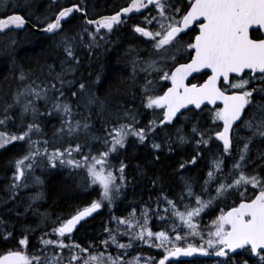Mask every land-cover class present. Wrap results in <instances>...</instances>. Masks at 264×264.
<instances>
[{
    "label": "snow or ice",
    "instance_id": "obj_1",
    "mask_svg": "<svg viewBox=\"0 0 264 264\" xmlns=\"http://www.w3.org/2000/svg\"><path fill=\"white\" fill-rule=\"evenodd\" d=\"M150 5L157 14L145 17V26L137 24L133 27L135 33L148 38L152 43L156 56L153 58L150 55L148 59L140 58L139 61L142 64L139 70L147 74L145 83L141 86V103L154 113L159 110V116L148 125L139 126L135 110L125 108L122 114H114L116 123H109L104 128L105 134L98 136L92 131L91 108L96 106L103 112L105 101L95 93L88 95L84 105L88 108V115L76 119L77 115H82L78 112L80 104L73 106L71 101L63 99L65 86L69 89L74 86L73 81L66 79L67 74L72 71L70 67L65 69L61 66V72L52 75L54 66L50 65L49 75H52V79L43 85L36 84L34 80L28 82L30 77L25 72H20L22 90H17L13 103L6 104L0 113V129H3L0 130V150H7L17 142H23L27 146L25 154L11 162L15 172L13 183L9 185L10 190L15 193L17 188L27 187L26 172L31 173L41 160H46L52 169L61 166L73 171L84 170L86 186L98 187L100 199L93 200L88 206L78 209L75 215L60 221L59 226L53 227L52 234L56 239L45 238L48 233L41 236L40 243L43 247L38 251L42 255L28 252V235L22 233V238L18 240L19 247L0 252V264H62L65 250L69 253L68 264H142L139 256H134L131 260L124 259L134 242L149 243L150 247L162 250L159 260L148 257L143 264H170L173 258L182 256L221 258L217 264H249V260L254 257L253 264H264V177L246 171L251 162L250 146L257 139L264 141V0H188L183 12L180 7L171 4L170 0H130L128 6L114 15L86 20L85 25H95V28L89 31L84 26L76 36L64 34L62 22L67 21L74 13L87 15L86 8L79 3L62 7L50 22L33 23L30 14L26 17L15 14L14 11L10 13L8 0H0V33L31 26L46 34L59 36L66 56L64 63L75 61L78 64L75 51L77 40L91 51L94 47H99L100 41L105 40L114 28L125 24V17L141 12ZM15 7L18 5L12 6L13 9ZM153 22L156 25L154 30L147 26ZM193 25L197 26L198 34L192 42L182 44L181 34H187ZM85 36L88 37L87 40ZM14 45L13 40L6 54L15 63ZM182 50L192 53L189 62L179 63L174 70L166 69L168 61H176ZM205 69L210 70V75L203 83L189 80V77L195 79L194 73H201ZM136 72L137 61H133V78ZM153 73L157 74L156 79L149 78ZM53 80L56 82H52ZM160 81H170L171 86L157 91ZM85 91L86 84L81 82L78 89L71 92V96L78 98L79 93ZM40 101L45 104L44 112L38 106ZM218 101L222 103V107L209 110L215 127L201 130L193 125L190 134L185 133L182 127L176 130L177 142H194L197 148L195 155L180 163V169L195 165L201 156L199 149L208 148L213 141L221 142L223 155L214 158L199 193L185 180L186 191L179 197V206L167 196L162 197L171 208L173 223L169 230L154 232L149 226L151 210L145 208L140 220L136 219L134 211L130 219L117 218L118 224L126 226V231L118 234L129 236L127 244L120 243L117 235L111 229H106L109 238L101 241L105 249L115 245L117 249L123 250L115 257L111 253L105 255L103 252H92L93 245L83 247L74 242H65L71 238L82 220L101 210L105 202L112 205L120 196L126 186L127 165L120 161L117 167L111 163V158L127 146L129 137H135L141 144L151 139L152 149L159 151L162 145L155 142L153 135L157 128L173 125L178 115H184L182 109L192 111L189 106H193L194 109L203 110L202 106H215ZM17 108L20 111L14 117L12 112ZM257 113L261 114L259 119ZM53 114L60 117V126L56 128L54 138L68 143L63 149L55 147L49 151V140L33 139V136H44L39 119ZM29 115L31 122H25ZM17 119V126L22 131L11 132L8 125L15 123ZM243 130L250 135L241 136L239 133ZM81 135L87 138L83 143L79 142ZM234 141H242V146L236 149L238 157L225 172L224 158L232 157ZM92 142L100 144L96 152H93ZM171 150L169 145V151ZM155 158L158 160L159 156ZM258 158L264 159V154L258 153ZM21 181L25 182L21 184ZM35 182L43 183L39 177H35ZM233 194L238 196V202L234 201L228 211L221 210L207 230H202L199 224L201 214L217 200L230 198ZM205 196L208 198L204 199ZM186 199L189 202L185 203ZM180 207L184 210L180 211ZM163 211L168 213L169 208ZM152 214L165 219L159 213V203L157 211ZM134 227L139 230L132 233L127 231ZM12 236L13 233L8 231L3 239L8 241ZM49 248L55 249L51 257L44 254L45 249ZM245 253L247 259L242 258ZM190 264L197 262L194 260Z\"/></svg>",
    "mask_w": 264,
    "mask_h": 264
},
{
    "label": "trees",
    "instance_id": "obj_2",
    "mask_svg": "<svg viewBox=\"0 0 264 264\" xmlns=\"http://www.w3.org/2000/svg\"><path fill=\"white\" fill-rule=\"evenodd\" d=\"M16 1V0H15ZM14 1V2H15ZM34 7H30L29 0H19L20 4L14 9H8L9 12L16 11L18 8H23L28 11L22 13L26 17L30 14L33 23L50 22L59 10L70 4L79 3L87 10L88 15L100 14L110 11L114 8L120 7L127 0H51L49 6H44L45 0H37ZM80 1V2H79ZM129 1V0H128ZM68 2V3H67ZM31 5V4H30ZM94 12V13H92ZM95 14L93 16H95ZM39 18V20H37ZM82 18L78 15L72 16L64 25V34L68 36H76L82 31L84 27L81 22ZM127 29L121 31L116 35L117 40L100 41L99 47H94L91 51L88 50L78 40L75 43L76 57L79 63L75 61L66 60L63 47L60 45V37L54 35H40L34 33L29 28L23 30L9 31L0 36V113L6 104L13 103V97L18 89L22 88V82L19 80L21 71L25 72L31 82L34 80L36 84L43 85L52 79V75L61 72V66L65 69L69 67L72 69L66 79L73 81L74 86L69 89L65 86V97L71 101L73 106L80 104L78 112L82 115H77L76 119H82V116L88 115V108L84 105L87 101V96L95 93L101 100L105 101V109L103 112L96 106L91 108V123L93 124V132H100V136L104 135V128L109 123H116L114 114L123 113L125 108L135 110L139 119V126L148 125L154 118L151 116V111L141 103L143 99L142 85L145 80L142 75L136 72L133 78L131 69L133 70V61L138 58H143L146 55L149 57L155 53L152 49V43H147L141 46L132 44L130 41L141 40ZM15 41V63L13 59L6 54V50L12 46V41ZM148 59V58H147ZM54 66V72L49 75V66ZM60 65V67H57ZM58 68L59 70L55 69ZM157 74L149 77L156 79ZM99 77V82L97 78ZM52 82H56L53 80ZM86 84V91L79 93L78 98L71 96L72 91L78 89L79 83ZM59 87V84H57ZM164 85L162 86V88ZM50 107V105H49ZM40 111H45V104L39 106ZM12 112L14 117H17V110ZM200 112L189 113L184 116L187 121L177 119L173 125H165L163 128H157L153 134L156 143L162 145L159 151L152 149L151 139L141 144L135 137L128 140L127 146L116 153L115 161L119 166L120 161H123L127 167L125 169L126 186L122 189L121 194L115 199L112 205H107L101 209L92 219L81 225L78 231L73 236V239H67L66 243H77L83 247L91 248L92 252H113L117 255L123 251L117 249L115 245H110L107 249L102 245L101 241L106 238V234H102L104 229L111 228L113 220L126 219L131 216L133 211L135 216L141 219V213L148 208L149 226L152 230H169L172 226L173 220L170 217L171 208L167 205L162 197L167 196L168 199L176 201L178 206L180 204L179 197L186 191L184 188L185 180L189 181L193 189L199 193L200 186L207 179V172L211 169L213 152L218 151L222 153V147L216 149L213 145L217 141H213L208 148L201 147L199 151L201 156L197 159L195 165H188L185 169H180L181 162L188 161L195 155L197 148L195 143L180 144L176 140V130L182 127L185 133H191V127L197 125L201 130L212 128L206 126V121L200 116ZM258 115V113H257ZM179 120V121H178ZM25 122H28L25 120ZM127 122V121H122ZM44 136L49 140V144H57L61 149L67 146V141L55 139L53 134L56 128L60 126V118L55 114L51 117L42 116L39 119ZM19 119L15 123L8 125V130L11 132H19ZM242 136L250 135L246 130L241 131ZM98 135V134H96ZM99 136V135H98ZM85 136L79 137V142L86 141ZM36 139V138H35ZM41 139H44L42 137ZM54 141V142H53ZM93 143V152L100 148L98 142ZM240 145L242 141L238 142ZM169 145L171 151H169ZM237 141H234V150L237 146ZM250 147V164L246 171L249 174H258L264 177V159L258 158V153L264 154V141L257 139ZM27 146L23 142L8 147L7 150H0V213L4 218H10L7 225L12 227L15 224L16 229L22 238V233L28 235L29 247L28 249L36 248L40 243L41 236L56 224V221H61L73 215L78 209L89 205L93 200L100 199L99 188L87 187L83 170L69 171L67 167L58 166L55 169H45L40 171V176L43 181L35 190L18 192L16 189L13 193L9 185L13 183L11 176H13V164L11 163L16 158L24 155V150ZM159 156L157 160L155 157ZM225 159V172L228 171L235 156ZM49 167V165H48ZM211 191V189H210ZM215 195L214 191L212 192ZM13 196L15 197L13 199ZM208 197L205 196L204 199ZM238 196L233 194L230 198H222L217 200L210 208L206 209L199 218L200 228L206 230L211 222L220 214V211H227L233 205V202H238ZM189 202L187 199L185 203ZM159 203V213L165 219H160L159 216L153 215L152 212L157 211V204ZM194 206V205H193ZM169 208V212L165 213L163 210ZM180 207V211H183ZM12 215H18L16 219H11ZM56 219V221H53ZM117 226V225H116ZM28 229V232L25 230ZM186 230V229H185ZM117 235L120 243L127 244V235ZM7 247L6 244H3ZM0 244V247H3ZM162 250H157L145 245L133 244V247L128 250V255L124 257L126 260H131L136 255H148L154 257L156 260L161 258ZM54 252V251H53ZM53 252H51L53 254ZM42 255V254H36ZM69 253L64 251L62 259L67 261ZM247 259L245 253L242 257ZM221 258L204 259L196 258L191 261H177L170 264H190L196 261L197 264H217ZM255 258L249 260V264H253Z\"/></svg>",
    "mask_w": 264,
    "mask_h": 264
},
{
    "label": "flooded vegetation",
    "instance_id": "obj_3",
    "mask_svg": "<svg viewBox=\"0 0 264 264\" xmlns=\"http://www.w3.org/2000/svg\"><path fill=\"white\" fill-rule=\"evenodd\" d=\"M10 1L8 0V3H9ZM37 2V0H29V5H27V7L28 6H30V7H34V4ZM50 2H51V0H45L44 1V6H49L50 5ZM80 2V1H79ZM85 1L84 0H81V2L80 3H84ZM130 2V0L128 1H126L125 2V4H123L122 6H120V7H117V8H114V9H112V10H110V11H107V12H104V13H100V14H95V16H91V15H88V13H87V17H88V19H95V18H98V17H101V16H104V15H112V14H114V13H116L117 11H119V9L121 8V7H123L124 5H126V4H128ZM170 2H171V4H173V5H175V6H177V7H180V9H181V12H183L184 11V9H185V7L187 6V2H188V0H170ZM68 3V2H67ZM16 4H20V2H19V0H17L16 1ZM31 4V5H30ZM85 4V3H84ZM15 12V14H20V15H23L22 13H27L28 11L25 9V7H23V8H18V9H16V11H14ZM11 13V12H10ZM149 16V13H147V12H145V13H142L141 15H137V16H132V17H130V18H127L126 19V23L125 24H123V25H119V26H117L116 28H114V30H113V32L112 33H110V34H108L107 36H106V40H117V37H116V35H118L121 31H125V30H127V29H129L131 32H132V30H133V27L135 26V25H137V24H139L140 26H145V24H146V21H145V17H148ZM80 17V16H79ZM82 18V17H81ZM81 22L83 23V25L84 26H86L85 25V23H84V20H83V18H82V20H81ZM89 28V27H88ZM89 30L91 31V30H93V29H90L89 28ZM102 34H103V31H102ZM134 35H136V36H139V38L141 39V40H138V41H134V39H131V43L132 44H136V45H138V46H141L142 47V45L144 44V42H145V44L147 43V38H145V37H141L139 34H137V33H133ZM196 34H198V29H197V26L196 25H193L188 31H187V34H184V33H182L181 35H182V37H183V39H182V44H187V43H189V42H192L193 40H194V36L196 35ZM88 39V37L87 36H85V40H87ZM192 55V53L190 52V51H181L178 55H177V58H176V63L173 65V66H170L169 67V69H174V67L175 66H177L179 63H186V62H189V58H190V56ZM168 69V68H167ZM132 69H131V75H132ZM208 75H210V73L209 72H207V71H203V72H201V73H199L198 75H194V77H195V79H193V77L190 79V81L191 82H193V83H201V82H203L204 80H206L207 79V76ZM164 85V87H169V85H170V83H169V81H162L161 82V84H160V89L162 88V86ZM166 88H165V90H166ZM214 107H222V105H215ZM214 107H209V108H204L203 110H196V111H198V112H204V111H209L210 109H212V108H214ZM210 112V111H209ZM204 121H206V120H204ZM207 122V121H206ZM16 144V143H15ZM14 145V144H13ZM10 146H12V145H10ZM9 146V147H10ZM15 172V171H14ZM18 217V215H12V217H11V219H16ZM9 219L10 218H4L3 217V215L0 213V244H2V246H3V244H6L7 245V247H0V252H3V251H5V250H7V249H10V248H17V247H19V245H18V240L20 239V234H19V232H18V228L16 229V226H15V224H13V226L12 227H8V225H7V221L8 222H10L9 221ZM53 221H56V219H54ZM59 222L60 221H56V224L54 225V226H52V228L53 227H56V226H58V224H59ZM52 228H48L49 230L46 232V233H48L49 235L48 236H45V238H54L53 237V234H52ZM8 231H10V232H12L13 233V236L11 237V238H9V240L8 241H5L4 239H3V236L6 234V232H8ZM73 236H74V234H71V238L70 239H72L73 238ZM57 238V237H56ZM43 247V245L42 244H39L36 248H32V249H28V252L29 253H31L32 255H36V254H42V253H40L39 251H38V249L39 248H42ZM46 250V249H45ZM44 254H46V252L44 253Z\"/></svg>",
    "mask_w": 264,
    "mask_h": 264
},
{
    "label": "rangeland",
    "instance_id": "obj_4",
    "mask_svg": "<svg viewBox=\"0 0 264 264\" xmlns=\"http://www.w3.org/2000/svg\"><path fill=\"white\" fill-rule=\"evenodd\" d=\"M10 2L8 3V5H9V9L11 8V9H13L12 8V6L13 5H15V3H16V1L15 0H9ZM15 1V2H14ZM38 2V1H37ZM92 13H94V12H92ZM95 14V13H94ZM93 14V15H94ZM90 31V30H89ZM60 39H61V37H60ZM148 55H146L145 57H143V59H147V58H149V57H147ZM153 58H156V56L154 57L153 55H151ZM139 61H140V59L138 58V65H137V73L140 75H142V78H144L145 79V77H146V73H144V72H141L139 69H140V67H142V64H140L139 63ZM170 62H172L171 60H169L168 61V63H167V65L170 63ZM166 65V66H167ZM168 66H170V65H168ZM167 66V67H168ZM57 67H60V65H58ZM55 69H57V70H59L58 68H55ZM156 73H153L152 74V76H154ZM142 82H144L145 83V80H143ZM161 82L162 81H160V84H161ZM160 89V85H159V87H158V89H157V91ZM20 90H22V88L20 89ZM41 104H43V101H40V102H38V106H40ZM19 111H20V109H18L17 110V116H18V114H19ZM54 115V114H53ZM52 115V116H53ZM56 115V114H55ZM156 115H159V112H153V111H151V116L154 118ZM260 113H258V115H257V119H259L260 118ZM58 118H60L58 115H56ZM26 120L28 121V122H31V116L29 115L28 117H26ZM22 131V130H21ZM95 134H98L99 136H100V132H98V133H96V132H94ZM241 136H242V134H244L243 132H240L239 133ZM103 136V135H102ZM44 137V139H47V140H50V141H52V139H50V138H46L45 136H43ZM41 139L42 137H37V136H33V139ZM84 139H86V138H84ZM54 142V141H53ZM238 142H240V141H237V146H236V148H235V150H233V153H232V156H235V158L236 157H238V152H237V148H239V147H241L242 146V144L240 145ZM99 143V142H98ZM55 145L56 146H58L57 144H52V145H50L49 144V148H50V150H53L54 149V147H55ZM214 146H215V148L216 149H219V148H221V142H217V143H214L213 144ZM251 148L253 147V145H251L250 146ZM122 150V149H121ZM26 151V149L24 150V152ZM86 151V150H85ZM23 154H25V153H23ZM114 155H116V154H114ZM113 155V157L111 158V163L113 164V165H118V163H117V161H115V156ZM212 156H214V158L215 157H217V156H220V153L218 152V151H216V152H213L212 153ZM214 158H213V160H214ZM226 158V157H225ZM77 159H79V157H77ZM213 160H212V163H213ZM250 164V163H249ZM224 166H225V168H226V164H225V159H224ZM232 167V165L230 166V168ZM51 167L49 166L48 167V162L46 161V160H41L40 162H39V165L38 166H36V167H34V169H33V171L31 172V173H28V172H26V174H25V180H26V182H27V187H20V188H17V190H18V192L20 193V192H23V191H29V190H35L37 187H38V183H36L35 182V177H39L40 178V180H42L41 179V176H40V171L42 172V171H44L45 169H50ZM68 168V167H67ZM225 168H224V170H225ZM229 168V169H230ZM68 169H70V168H68ZM70 170H72V169H70ZM14 171H15V169L12 171L13 172V176H14ZM73 171V170H72ZM248 172V171H247ZM249 173V172H248ZM83 174H84V177H85V172H84V170H83ZM13 176H11V179H12V181H13ZM25 181H21V182H19V183H21V184H23ZM106 203V202H105ZM108 205V204H107ZM136 217V219L137 220H140L137 216H135ZM131 218V216L129 217V218H126V219H130ZM117 225V226H116ZM106 229H108V228H106ZM106 229H104V231H103V233L102 234H106V238L105 239H108L109 238V235H108V232L106 231ZM111 230H112V232H113V234H118V233H123V232H125L126 231V226L125 225H121V224H118V221H117V219L115 220H113V223H112V225H111V228H110ZM139 229H138V227H134V228H130V229H127V231L129 232V233H132V232H136V231H138ZM207 230V229H206ZM205 230V231H206ZM53 237L54 238H51V239H56V236L55 235H53ZM127 238H128V240H127V243L129 242V236L127 235ZM133 244H138V245H145V246H148V247H150V245H149V243H141V242H134ZM152 248H154V247H152ZM155 249H157V250H161V249H158V248H155ZM53 251H55V249H52V248H49V249H46L45 250V252L48 254V253H51V252H53ZM109 253V252H108ZM107 252H105L104 254L105 255H107L108 254ZM111 255L112 256H114L115 257V255H113V252H111ZM136 256H139L140 258H141V261H142V264H143V261L144 260H146L148 257H151V256H148V255H141V254H139V255H136ZM160 258H158L157 260H159ZM62 264H68V261H66L65 259H62Z\"/></svg>",
    "mask_w": 264,
    "mask_h": 264
},
{
    "label": "water",
    "instance_id": "obj_5",
    "mask_svg": "<svg viewBox=\"0 0 264 264\" xmlns=\"http://www.w3.org/2000/svg\"><path fill=\"white\" fill-rule=\"evenodd\" d=\"M152 7V5H150L147 9H149V8H151ZM147 9H142L141 10V12H143V11H145V10H147ZM141 12H136V13H133V14H130V16L129 17H131V16H133V15H138L139 13H141ZM78 15H81V16H83L84 17V20L86 21V20H88V19H86V16L85 15H83V14H81V13H77ZM71 17H69L68 19H70ZM128 18V17H127ZM66 22V21H65ZM65 22H62V23H65ZM89 26H95V25H89ZM29 28V29H31L32 31H34L35 33H37V34H40V35H43V34H46V33H44L43 31H40V30H37V29H35L34 27H31V26H26L25 28ZM24 28V29H25ZM18 30H20V29H18ZM2 34H4V33H0V35H2ZM47 35H53V34H47ZM210 71V70H209ZM219 102V101H218ZM221 103V102H220ZM191 107H193V106H189V108H191ZM181 111H184L183 109L181 110ZM97 214V212L96 213H94L92 216H90V217H86L85 218V220H82L81 222H80V224H78L77 225V227H76V229L73 231V232H76V231H78V229L80 228V226H81V224L82 223H84V222H87V221H89L90 219H92L95 215ZM198 258H214V256H209V257H200V256H197ZM194 257H178V258H173L171 261H175V260H184V261H188V260H191V259H193ZM170 261V262H171Z\"/></svg>",
    "mask_w": 264,
    "mask_h": 264
},
{
    "label": "bare ground",
    "instance_id": "obj_6",
    "mask_svg": "<svg viewBox=\"0 0 264 264\" xmlns=\"http://www.w3.org/2000/svg\"><path fill=\"white\" fill-rule=\"evenodd\" d=\"M76 15H78L77 13H76ZM78 16H80V17H82L83 19H84V17L83 16H81V15H78ZM86 16V19H88V17H87V15H85ZM87 26V25H86ZM88 27V26H87ZM28 28V27H27ZM35 33V32H34ZM37 34V33H36Z\"/></svg>",
    "mask_w": 264,
    "mask_h": 264
}]
</instances>
